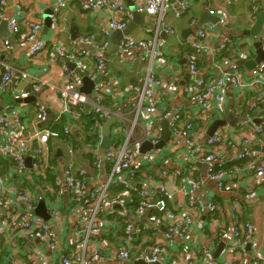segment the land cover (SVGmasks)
<instances>
[{
    "label": "crops",
    "instance_id": "obj_1",
    "mask_svg": "<svg viewBox=\"0 0 264 264\" xmlns=\"http://www.w3.org/2000/svg\"><path fill=\"white\" fill-rule=\"evenodd\" d=\"M60 1L66 2V5L60 7ZM90 1L94 0H7L3 7L4 15L0 18V70L1 62L7 59L11 61L13 66L28 71L32 77L44 78L46 84L41 91L35 92L24 82L18 92L28 91V96L20 100L14 98L13 92H5L0 97V104L3 106L0 113L20 115L29 131L51 124L56 116L59 98L56 97L50 103L44 100V95L47 91L50 92L53 87L56 88L65 82L66 73L62 63L50 60L46 51L31 57L29 46L23 47L19 44L21 33L26 31V21L40 20L43 27L38 33V38L47 41L50 46L54 44L68 50L89 51L94 46V41L90 40L91 36L95 37L96 42L107 44L99 53L105 60V70L111 73L116 81L117 91L108 95L106 104L108 107L116 109L125 118V129L118 134L119 141L125 138L126 131L132 127L138 114V93L129 89L135 84H142L150 67L154 75L164 80V86L159 88L157 93L161 111L174 113L179 107H185L188 111L186 114L188 119L191 121L194 119L193 121L202 128L200 144L203 146L209 145V139L220 129L238 130V123H241L248 114H251L257 124H264V110L249 112L245 106L246 101H238L237 91L229 87L225 93V107L221 112L209 108L201 114L200 104L192 101V92L191 94L188 92V87L193 83L195 75L190 70L187 58V55L193 51L190 44L191 38L196 35V31L203 26L202 24L211 23L207 34L209 44L213 49L217 48L226 37L231 38L232 43L228 44L222 52L198 53V69L201 70L202 76L215 77L221 75L225 62L231 60H236L241 71L248 75L251 69L257 65H254L258 56L256 43L262 42L261 38L264 36V29L260 36L251 34L258 14L264 13V0H194L189 3L186 12L182 13H180V8L177 5L178 0H167V11L164 21L160 25L158 36H155L158 19L149 17L144 12H138L136 8L130 7L126 0H122L124 9L115 12L108 8L96 12L85 11L83 5ZM132 1L136 5V0ZM211 8H215L219 12L212 11L210 13ZM17 12L21 13L22 30L20 34L13 35L8 29V20ZM206 12L219 18L223 15L227 20V25L220 24L219 20L216 23L208 21L201 24V19L206 18ZM194 19L196 22H193ZM49 20L50 24H48ZM111 22L126 23L127 33H123L124 36L119 40L117 51H113L111 47L113 46V39L116 37L115 33L120 29L111 28ZM166 25L171 26L176 33L170 34ZM126 36L147 41H153L155 38L156 49H160L164 53V63H161L157 58H150L152 47L146 49L134 47L122 50L121 40ZM6 39L11 43L9 51L2 47L3 41ZM159 44H162V47ZM261 47L264 52L263 45ZM142 55L147 56L146 61H141ZM84 63L86 68L81 71L94 81L97 79L98 82L92 80L85 83L80 76L81 73L76 71L79 68L77 65L74 69L70 66L69 68L80 77V91L88 97L90 93H95V87L104 78L103 75L96 74L95 62L90 60L84 61ZM51 94L54 93L51 92ZM260 95L263 94L254 91L248 94L252 98ZM216 103L217 101H212V104L216 105ZM42 106L45 107V118L40 113ZM243 107L244 109H242ZM229 115H233L234 118L238 119V122L222 124L216 128L211 136L207 137L212 124L217 120L230 118ZM163 121L164 119L160 120L154 116L151 119H146L141 115L138 117L130 140V146L136 154L130 172L134 174L135 181L140 186H147L150 181L152 183L161 182L166 185L167 191L172 193L167 210H153L139 216L136 211L138 205L136 194L132 198H125V203L112 201L115 198V193L120 191L118 189L123 188L120 185L113 187L109 195L111 203L106 204L102 212L104 217L110 216L106 222L107 226L101 236L93 238L102 245V259L94 264H132L138 260L141 252L149 250L158 243L166 249L163 255L165 263L182 264V261H190V264L204 263L210 257L201 251L204 243L210 246L211 257L221 262L224 260L221 253L225 243H229L233 238V221L235 218L252 223L254 232L251 239L259 244V260L261 264H264V182L256 184L253 181V174L243 168L230 176L227 181V183L235 182L237 186L230 190L221 191L216 181L209 179L206 175L209 165L191 160L187 149L184 147L178 151H170L168 141L163 148H157L154 144L151 148H143L144 143H152V133L160 127V136H162ZM101 122L100 128L91 127L85 130L81 124L79 125L78 117L74 120L72 131L68 136H64L60 141L52 140L50 154V165L52 166L48 168V171L59 176L65 162L73 158L76 160L78 168L87 169L88 173L85 180L90 187L105 183L110 175L109 167L99 171L93 166L94 156L103 155L106 150V147L102 145L104 136L101 131L105 121ZM114 132L112 125L110 144L116 141ZM72 135L75 137L73 138ZM70 146L75 149L73 155L68 152ZM153 149L158 150L157 159L147 163L144 155ZM253 149L255 151L261 150L264 153V146L257 143L253 145ZM59 150L61 155L58 154ZM232 154L233 151L222 152L225 157ZM245 163L246 161L240 164L245 166ZM172 168H179L181 175L163 174L164 169L172 171ZM27 169L30 173L21 177L14 171L13 163L0 154V178L4 181V185L14 183L19 189L31 188L37 192L39 183L47 179L44 180L41 175L31 171L32 166H27ZM201 179H204V183L197 190L196 196L203 202V206L196 208L194 213L196 222L192 226L188 245L171 229H174L177 223L182 222L183 212L179 205L187 199V192L192 186ZM249 192L255 193L254 199L247 200L245 198ZM210 201L219 205L220 213L217 215L209 212L205 207ZM16 202L20 203L19 201ZM235 204L237 208L234 210ZM55 207L61 216V225L57 227L56 244L58 247L68 248L73 239L78 238V234L73 228L77 209L72 201H66L63 197L58 198ZM124 219H128L141 231L137 236L138 239H136L137 250L128 261L116 258L119 246L120 248L125 246L124 230L117 228L118 222L121 225ZM216 219L218 221H215ZM220 222L224 224L225 228V234L222 237L219 236L217 230ZM9 236L4 238L0 246V264H8L11 259L16 264H32V262L37 263L42 258L40 255L31 258V250L25 246H13L7 239ZM39 249L42 252L48 251L45 244L39 245ZM251 251V243H248L244 249L246 256L243 259V264H252ZM57 264L60 263L57 262Z\"/></svg>",
    "mask_w": 264,
    "mask_h": 264
},
{
    "label": "built area",
    "instance_id": "obj_2",
    "mask_svg": "<svg viewBox=\"0 0 264 264\" xmlns=\"http://www.w3.org/2000/svg\"><path fill=\"white\" fill-rule=\"evenodd\" d=\"M192 1L194 0H178L177 5L180 8V13L186 12L189 3ZM6 2L7 0H0V18L4 15L3 7ZM65 5L66 2H59L60 7ZM104 8H108L112 12L123 10V1L94 0L83 5V9L90 12L100 11ZM135 8L138 12H144L149 17L158 19L155 32V36H158L160 25L163 23L167 11V0H136ZM212 11L219 12L215 8H211L210 13ZM21 19L20 12L9 18L8 29L11 34L21 33ZM193 22H196V20L194 19ZM219 23L227 25V20L223 15L220 16ZM210 24H202L203 26L196 31V35L190 40L193 51L187 55V58L190 70L195 75L193 83L188 87L189 94L192 92L191 100L200 104L201 114L209 108L221 112L225 107V93L229 87L237 91L238 101H246L245 106L249 112L264 110V93H262L264 91V61L254 66L248 75L241 71L236 60H231L225 62L221 75L215 77L202 76L201 70L198 69V53L222 52L228 44L232 43V39L226 37L217 48L213 49L209 44L207 34ZM25 25L26 31L21 33L19 44L23 47L29 46L31 57L46 51L50 60L61 62L66 73V79L63 84L58 85L56 88L53 87L50 92L47 91L44 95V100L50 103L56 97L59 98L56 116L51 124L29 131L20 115L0 113V154L13 163V166H15L14 171L21 177L28 175L30 171L27 169L26 162L31 157V171L41 175L44 180L49 176H54L51 177L52 181L46 180L39 183L37 192L31 188L19 189L14 183L4 185V181L0 178V246L4 238L10 235L7 239L13 246L27 247L31 250V258L37 255L42 257L37 263L32 262V264H57V262L60 264H94L102 259V245L93 238L101 236L107 226L106 222L110 216L104 217L102 212L104 206L111 203L109 195L113 187L120 185L123 188L115 193V198L112 201L125 203V198H132L135 194L139 197L136 208L139 216L153 210L166 211L168 201L172 198V193L167 191L166 185L161 182L152 183L150 181L147 186H140L136 183L134 174L130 172L136 158V154L130 146V140L140 115L146 119H151L152 116L160 120L170 118L171 139L168 142L170 151H178L184 147L187 149L191 160L207 163L209 167L206 175L209 179L216 181L219 190H230L237 186V183H227V181L230 176L243 168L253 174V181L256 184L264 182V153L261 150L255 151L253 149L255 143L264 146V124H257L251 114H248L241 123H238V130L220 129L209 139V145L203 146L200 144L202 128L193 121L194 119L192 121L188 119L186 116L188 111L185 107H179L174 113L161 111L157 93L159 88L164 86V80L154 75L150 67L142 84H135L129 89L138 93V114L132 127L126 131L125 138L119 141L118 134L125 129V118L118 111L108 109L104 105L106 95L117 91L115 77L105 70V60L99 53L107 44H100L95 41L94 36H91L90 40L94 41V46L89 51L68 50L54 44L50 46L47 41L38 38V33L43 27L42 21L28 20ZM110 27L123 30L126 23L111 22ZM166 28L170 34L176 33L171 26L166 25ZM154 39L153 41H147L126 36L121 40V48L125 50L134 47L141 49L152 47L150 58H157L161 63H164V53L160 49H156L157 44ZM261 41L264 49V36H262ZM159 46L162 47V44H159ZM2 47L9 51L11 49L10 41L4 40ZM146 58V55H142L141 61H146ZM90 60L96 63V74H102L104 78L95 87L92 98H88L80 91L81 79L68 66L69 62H73L83 70L86 68L84 61ZM24 82L35 92L41 91L46 84L44 78L32 77L25 69L13 66L10 60L6 59L1 62L0 97L5 92H13L16 100L27 97L28 91L18 92ZM252 91L263 95L252 98V96H248ZM51 92L54 94H51ZM212 101H217L216 105L212 104ZM85 104L88 105L87 111L98 114L102 118L101 121H106L111 117L116 118L113 124L116 141L106 148L103 155H95L93 158V166L99 171L109 167L110 175L105 183L94 187H90L85 180L88 173L87 169L78 168L76 160L73 158L65 162L59 176L48 171V168L52 166L50 165L52 140L60 141L64 136L71 133L74 120L79 117V113L73 111L72 107ZM248 111L245 110V112ZM40 113L45 118V107L40 108ZM63 117H66V123L60 131L55 128V125L60 124ZM101 121L97 122L94 129L100 128ZM160 128L152 133L151 142L154 145L160 141ZM228 151H233V154L229 157L222 155V152L227 153ZM68 152L70 155L75 154L73 146L68 148ZM157 152L158 150L153 149L146 153L144 155L145 161L147 163L155 161ZM244 161H246L245 166H242L240 163ZM169 173L179 176L181 170L179 168H172V171L163 170L164 175ZM203 183L204 179H201L187 192V199L179 205L183 212L182 222L177 223L174 229H171L178 234L182 241L187 243L191 238L192 226L196 222L194 217L196 208L203 206V202L196 196L197 190ZM59 197H63L66 201H72L77 209L73 228L77 232L78 238L73 239L68 248L58 247L56 244L57 227L61 225V216L55 207ZM254 197V192H249L245 196L247 200H252ZM43 199L50 215L49 220H44L33 214L37 204ZM205 207L215 215L220 213L219 205L214 201L208 202ZM236 208L235 204L233 209ZM215 221H218V219ZM223 225L220 222L217 229L220 237L225 234ZM117 228L124 230L125 246L121 248L119 246L116 258L128 261L137 250L136 239H138L137 236L141 231L128 219H124L121 225L118 222ZM253 232L254 227L250 221L235 218L233 221V238L229 243H225L221 253L224 260L220 262L211 257L210 246L204 243L201 251L210 258L202 264H243V259L246 256L244 249L248 243H251L252 246V264H261L259 244L251 239ZM41 244H45L48 251H40L39 245ZM165 250L164 246L158 243L149 250L141 252L140 257L137 259H143L149 264L159 260L162 264H181L165 263L163 259ZM8 264H16V262L11 259ZM182 264H190V261H182Z\"/></svg>",
    "mask_w": 264,
    "mask_h": 264
},
{
    "label": "water",
    "instance_id": "obj_3",
    "mask_svg": "<svg viewBox=\"0 0 264 264\" xmlns=\"http://www.w3.org/2000/svg\"><path fill=\"white\" fill-rule=\"evenodd\" d=\"M126 1L130 5V7L135 8L134 1H132V0H126ZM135 13L138 14L137 12H135ZM205 14H207L206 18L201 19V22H200L201 24L204 22H208V21H212V22L216 23L219 20L218 16L210 14L209 12H206ZM48 24H50V20L48 21ZM263 29H264V13H260V14H258V17L254 23V26L251 29V34L254 36H260L263 32ZM117 31L115 33L116 37H115V39H113V43H112L113 46L111 47V49L113 51L114 50L117 51L119 49V40L124 36L123 33H127L126 28L123 30H120V31L117 30ZM256 46L258 47V51H257L258 56H257V59L254 61V65L264 61V52H263L262 47H261L262 42H257ZM68 66H70L72 69H74L76 64L73 62H69ZM76 71L81 73L80 76L85 83L93 80L91 77H88L87 75H85L81 71L80 68H77ZM100 75H102V74H99V76ZM95 81L98 82L97 79H95ZM92 96H93V94H91V93L88 95V97H90V98ZM2 110H3V106L0 104V112ZM228 117H230V118H228L226 120L215 121V123H213L209 129L207 137L211 136L214 133V131L216 130V128L222 124H225L227 122H238V119L234 118L233 115H229ZM169 120H170V118H167V119H164V121H163L161 139L158 143L155 144V146L157 148H163L165 146V144L171 139V130L169 128ZM115 121H116V118L111 117L104 122L103 127H102L101 131H102V134L104 136V140L102 142V145L106 148L111 143V127ZM151 147H153L152 143L147 142V143H144V145H143V148H151ZM58 154L61 155L60 150L58 151ZM30 162H31V157H29L27 160V164H28L27 166H31ZM33 214L35 216H39V217L43 218L44 220L50 219V215L48 213L47 205H46V202L44 199L39 201L36 209L33 211ZM221 250H222V248L220 249V251ZM209 258L210 257H208V259ZM132 264H149V263L145 262L143 259H138V260L134 261ZM151 264H162V263H161V260H159L158 262L151 263Z\"/></svg>",
    "mask_w": 264,
    "mask_h": 264
},
{
    "label": "trees",
    "instance_id": "obj_4",
    "mask_svg": "<svg viewBox=\"0 0 264 264\" xmlns=\"http://www.w3.org/2000/svg\"><path fill=\"white\" fill-rule=\"evenodd\" d=\"M107 97H108V95H106V97H105V103H104V105L108 109H111V110H114L115 111L116 109H112L111 107H108L107 106V104H106ZM87 106L88 105L85 104V105H82V106L72 107V110L73 111L79 113V125L81 124L84 127L85 130L90 129L91 127L95 128L97 122H100L101 119H102L95 112H89V111H87ZM65 119H66V117H63L62 120H61L62 122L60 124L55 125V128L58 129V130H60V129L62 130L63 125L66 123ZM53 121H54V119H53ZM72 136H73V138L75 137V135H72ZM47 181H52V178L49 176L47 178ZM118 190H121V188H119ZM136 198H137V200H139V197L137 195H136Z\"/></svg>",
    "mask_w": 264,
    "mask_h": 264
}]
</instances>
